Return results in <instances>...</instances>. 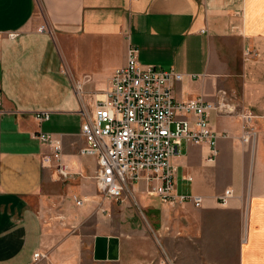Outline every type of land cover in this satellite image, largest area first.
Instances as JSON below:
<instances>
[{
  "label": "crops",
  "instance_id": "0c3cea01",
  "mask_svg": "<svg viewBox=\"0 0 264 264\" xmlns=\"http://www.w3.org/2000/svg\"><path fill=\"white\" fill-rule=\"evenodd\" d=\"M129 47L142 65L183 75L176 99L216 103L223 94L235 108L209 114L227 119L209 125L218 134L214 163L204 144L182 142L172 158L174 193L200 197L198 207L161 202L144 178L106 199L96 157L79 153L84 115ZM242 114L252 116L250 141L241 139ZM54 145L69 181L57 174ZM133 205L153 220L174 264H264V0H0V264H31L35 252L46 264H125L122 225L127 264L152 263L157 254L140 237L153 234ZM97 236L117 239V259L93 258Z\"/></svg>",
  "mask_w": 264,
  "mask_h": 264
},
{
  "label": "built area",
  "instance_id": "2783aa9c",
  "mask_svg": "<svg viewBox=\"0 0 264 264\" xmlns=\"http://www.w3.org/2000/svg\"><path fill=\"white\" fill-rule=\"evenodd\" d=\"M182 78L174 70L142 65L137 49L129 47L125 65L114 70L103 98L94 103L91 114L84 115L81 125L85 144L79 153L96 157L98 169L94 179L102 197L121 199L129 183L144 178L150 192L161 202L191 201L196 207L201 205L198 196L174 193L176 167L172 158L178 154L182 142L204 144L209 148L205 162L214 163L218 134L209 127V114L216 111L232 115L235 108L224 102L223 94L216 103L201 96L176 99L172 86ZM47 115L40 112L37 117L47 118ZM240 119L241 139L250 141L252 116L242 114ZM38 136L41 141L50 140L49 134ZM51 155L57 162V174L67 180L70 173L60 162L59 145L53 146ZM231 195L232 191L226 189L218 200L223 204ZM75 201L81 204V200ZM44 257L46 254L35 252L31 264Z\"/></svg>",
  "mask_w": 264,
  "mask_h": 264
},
{
  "label": "rangeland",
  "instance_id": "374dc122",
  "mask_svg": "<svg viewBox=\"0 0 264 264\" xmlns=\"http://www.w3.org/2000/svg\"><path fill=\"white\" fill-rule=\"evenodd\" d=\"M221 118V117H220ZM223 119H214V117L213 116H209V118H208V124L211 126L212 125V123H215V122H217V125L218 126H225L226 125V123H227V119L225 118V117H222ZM182 148H183V146H182ZM61 179V178H60ZM70 179H67L66 181H69ZM187 187H186V185L184 184V183H179V190L180 191H185V189H186ZM150 198V197H149ZM134 206V209H136L137 208V213L139 214V217H140V219L143 221V224H140V226H143V227H145L148 231H149V233L151 232V234H153L152 235V237H153V241H151L149 238H146V237H144V236H141L140 238H141V242H143V243H141V245H142V247H144L143 246V244H144V242H146V243H149L148 244V249L150 250V251H153V252H155L156 254H157V257H155L154 259H152L153 261H152V263H146V264H174L175 263V259L173 258V257H167L166 255H162L161 254V249H160V246H159V242H158V240H156L155 238H154V232H153V230L152 229H154V227H153V220H149L148 222H147V220H146V218L144 217V215H145V209H139L140 208V206H138V205H133ZM72 208H74V206L72 207ZM127 209L129 210V212H130V206L129 207H127L126 209H125V211H124V213L127 215L128 214V211H127ZM124 219H122V222H123V224H124V222L126 223V224H128V222L127 221H123ZM129 222H132V220H130L129 219ZM139 224H138V226H139ZM11 227H12V225H10ZM125 230L126 231H128V227H126V226H124V225H122V227H121V233H120V238H121V240H122V242H126L125 244H126V246H125V249H126V256H124L123 258H124V263L125 264H127L128 263V251H129V248H128V242H129V236H127V233H125ZM9 232H11V230L9 231ZM10 236H9V247L10 248H12V247H14L16 244H15V242H13V235H11V234H9ZM150 245H152V246H150ZM150 246V247H149ZM9 253H10V261H11V256H12V258H13V250H10L9 251ZM45 260H47L46 259V257H44V258H42V259H40L36 264H46V261Z\"/></svg>",
  "mask_w": 264,
  "mask_h": 264
},
{
  "label": "water",
  "instance_id": "95a60500",
  "mask_svg": "<svg viewBox=\"0 0 264 264\" xmlns=\"http://www.w3.org/2000/svg\"><path fill=\"white\" fill-rule=\"evenodd\" d=\"M118 257L116 238L97 236L94 242L93 258L95 260H113Z\"/></svg>",
  "mask_w": 264,
  "mask_h": 264
}]
</instances>
